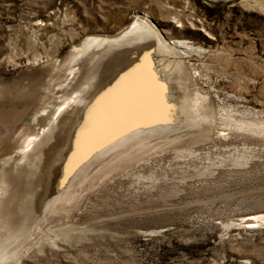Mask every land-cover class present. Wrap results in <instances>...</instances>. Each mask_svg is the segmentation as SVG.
<instances>
[{
    "label": "rangeland",
    "instance_id": "rangeland-1",
    "mask_svg": "<svg viewBox=\"0 0 264 264\" xmlns=\"http://www.w3.org/2000/svg\"><path fill=\"white\" fill-rule=\"evenodd\" d=\"M0 191L4 264H264V0H0Z\"/></svg>",
    "mask_w": 264,
    "mask_h": 264
},
{
    "label": "bare ground",
    "instance_id": "bare-ground-1",
    "mask_svg": "<svg viewBox=\"0 0 264 264\" xmlns=\"http://www.w3.org/2000/svg\"><path fill=\"white\" fill-rule=\"evenodd\" d=\"M258 5V8H259V10L260 9H262L263 8V5L261 4V2H260V4H257ZM142 14V13H141ZM152 20V19H151ZM157 29H156V27L152 24V22L147 18V17H141V16H136V18H135V20H134V22L132 23V25L131 26H129L126 30H124V31H122L121 32V34H119L117 37H115L114 39H110V40H108L109 38H106V39H97V38H95V39H92V40H89V41H87L85 44H84V46L83 47H85V49L83 50V49H81V50H79V51H84V52H86V51H91V50H94V49H96V50H98V49H100L102 46H104V44H106V43H111V44H114V43H117L118 41H120L121 40V42L122 41H125V40H129V39H131V38H138V39H151V40H154L156 43H157V51L159 52V53H164V52H167V51H169L168 49L169 48H183L184 50H186V51H188V50H192V47L191 46H189V45H187L185 42H180V41H171V42H167L166 41V39L161 35V33H159V32H157L156 31ZM171 45H173L172 47H171ZM171 50V49H170ZM179 51V50H178ZM80 54L82 53V52H79ZM94 55H95V53H94ZM93 55V56H94ZM167 55V54H166ZM162 56V55H161ZM75 57V56H74ZM166 57V56H165ZM142 62V61H141ZM167 63H168V61H167ZM79 65V64H78ZM77 65V66H78ZM84 65V64H83ZM82 68V67H81ZM142 69V68H141ZM163 69V68H162ZM144 76V75H143ZM145 77V76H144ZM147 77H149V75L147 76ZM147 77H145V78H147ZM75 78V77H74ZM133 79V78H132ZM143 79V78H142ZM148 79H150V78H148ZM147 79V80H148ZM137 80V79H136ZM62 81V80H61ZM141 82V81H140ZM149 82V81H148ZM61 83V82H60ZM150 83V82H149ZM148 87V86H147ZM147 87H146V89H147ZM149 87H150V85H149ZM140 88V87H139ZM126 89V88H125ZM135 89H138V88H135ZM126 91V90H125ZM48 93V92H47ZM149 93V92H148ZM151 93H153L152 91H151ZM150 94V93H149ZM133 96V95H132ZM149 96V95H148ZM53 98V97H52ZM150 98V97H149ZM130 99H132V97L130 98ZM52 101V100H51ZM47 102V101H46ZM131 102V101H130ZM139 102V101H138ZM149 102V101H148ZM108 103V102H107ZM139 104V103H138ZM146 105V104H145ZM126 106V105H125ZM129 106V105H128ZM121 107V106H120ZM119 107V108H120ZM123 108V107H122ZM53 109V108H52ZM118 109V108H117ZM146 108H140V109H138L136 112H138V113H136V114H134V115H137L138 117H143L142 115V113H141V111H143V110H145ZM123 110H124V108H123ZM74 111H75V108H74ZM102 112V111H101ZM123 112V111H122ZM118 113V112H117ZM125 113V112H124ZM123 113V114H124ZM129 113V112H128ZM115 114V113H114ZM120 115H122V114H120ZM119 115V116H120ZM127 115V114H126ZM131 115V114H130ZM132 116V115H131ZM125 116H121V118L119 119V121H117V123L116 124H119V123H121V122H129L130 120L128 119V117H127V119H126V117L124 118ZM124 118V119H123ZM132 118V117H131ZM112 120H114V119H112ZM118 120V119H117ZM124 120V121H123ZM42 121V120H41ZM108 124V123H107ZM110 124H112V123H110ZM142 123L140 122V123H138V124H136V125H139V128L140 129H138V130H135V131H133L132 133H130V134H128L127 136H125L124 138H122L120 141H118V143L116 144V145H114L113 147H116L117 145H121V144H123V143H126L127 141H129V140H134V138H136V137H138L139 138V136H141V135H143V133L144 132H146V131H144V129H142V125H144V124H142ZM111 126V125H110ZM121 126V125H120ZM246 126V125H245ZM113 127V126H112ZM114 129V128H113ZM37 130V132H36V134L33 136V137H31L29 140H28V142H27V145H26V147L20 152V154H19V156H14V157H9V158H7V159H5L6 161H4L5 162V165L4 166H7V164H9V163H16L17 161L19 162V161H21L22 159L21 158H23V153H25V155L28 157V156H32L34 153H35V151L38 149V148H40V146H42V144H43V140H44V142H45V139H46V137H44V135H45V133L47 132V128H39V129H36ZM31 131V130H30ZM110 131V130H109ZM174 131V130H173ZM106 132H108V131H106ZM111 132V131H110ZM148 133H150V132H148ZM156 133V132H155ZM105 135L106 134H109V133H104ZM149 136H151L150 134H149ZM177 138V137H176ZM142 142V141H141ZM120 149V148H119ZM115 153V152H114ZM32 154V155H31ZM112 155V154H111ZM116 155V154H115ZM25 156V157H26ZM110 156V155H109ZM114 156V155H113ZM120 156V155H119ZM102 157V156H101ZM100 157V158H101ZM106 157H108V156H106ZM105 157V158H106ZM118 157V156H117ZM32 158V157H31ZM117 159V158H116ZM31 159H29L28 161L29 162H31L30 161ZM27 161V162H28ZM102 167V166H101ZM89 171V170H88ZM76 173V172H75ZM78 173V172H77ZM91 174V173H90ZM77 176V175H76ZM87 179V178H86ZM2 182V181H1ZM71 185V184H70ZM83 188V187H82ZM66 193V192H65ZM5 194H6V192H2V191H0V203L1 202H3L4 201V196H5ZM75 197V196H74ZM59 201V200H58ZM55 204V203H54ZM49 207V205H47V208ZM12 223H14L13 225H17L16 224V221H14V222H12ZM11 228H13V226H11ZM0 230H4V227H3V220H2V216H1V214H0ZM1 235H3V233L2 232H0V237H1ZM1 241V240H0ZM21 242V241H20ZM40 242V241H39ZM20 244V243H19ZM37 244V243H36ZM18 246V245H17ZM22 247V246H21ZM4 250H6V248L4 249ZM13 250V249H12ZM20 251V250H19ZM2 252H0V254H1ZM4 253V252H3ZM11 252H10V250H7L6 252H5V254L0 258V264H4V260H6L7 258H8V255H11L10 254Z\"/></svg>",
    "mask_w": 264,
    "mask_h": 264
},
{
    "label": "water",
    "instance_id": "water-1",
    "mask_svg": "<svg viewBox=\"0 0 264 264\" xmlns=\"http://www.w3.org/2000/svg\"><path fill=\"white\" fill-rule=\"evenodd\" d=\"M141 113L143 114L142 115L143 117H146V118L149 119L147 121L142 122V124H145L146 126H152V125L154 126L156 124V122H151L154 119V118H152L153 116H155V115H163L164 116L165 115L163 117V119H167L166 117L168 115L167 109H165L163 106H159L158 108H156V107H148L145 110L141 111ZM138 128H139V125L134 124V125H131L126 130V132L127 131H134V130H136Z\"/></svg>",
    "mask_w": 264,
    "mask_h": 264
}]
</instances>
